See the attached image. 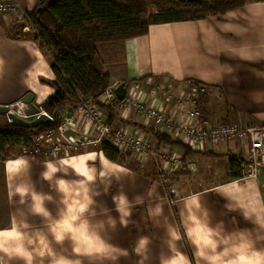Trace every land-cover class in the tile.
Here are the masks:
<instances>
[{
  "label": "crops",
  "instance_id": "obj_1",
  "mask_svg": "<svg viewBox=\"0 0 264 264\" xmlns=\"http://www.w3.org/2000/svg\"><path fill=\"white\" fill-rule=\"evenodd\" d=\"M0 3L13 7L0 10V108L27 97L31 98L27 105L37 108L54 94L40 83L54 79L50 63L24 25L37 0ZM95 49L110 87L124 83L125 96L160 108L174 122L188 121L187 113L196 110L210 126L222 122L264 126V75L254 78L249 69L264 57V0L220 16L151 25L145 36L97 44ZM200 87L204 92L195 99ZM95 102L102 123L112 131L149 140L157 157H142L122 147L121 158L112 162L100 145L54 157L1 159L0 249L15 246L44 253L36 264L41 260L47 264L49 254L72 258L73 249L85 264H202L196 256L197 242L204 236L202 224L217 229L222 225L225 234L243 231L253 240L264 236L258 227L264 223V167L253 179H233L229 169L228 156L247 157V140L193 147L180 142L191 150L186 157L179 146L159 143L153 124L135 111L109 112L100 99ZM71 122L72 137L97 133L78 114ZM165 153L179 165L163 166ZM162 173L173 178V204L160 183ZM37 206L47 218L35 214ZM192 216L199 223L190 222ZM54 234L70 235L71 241L57 244ZM255 246L264 248V240ZM10 264L23 261L13 259Z\"/></svg>",
  "mask_w": 264,
  "mask_h": 264
},
{
  "label": "trees",
  "instance_id": "obj_2",
  "mask_svg": "<svg viewBox=\"0 0 264 264\" xmlns=\"http://www.w3.org/2000/svg\"><path fill=\"white\" fill-rule=\"evenodd\" d=\"M253 0H37L26 13L24 25L33 33L34 42L48 59L52 81L40 79L54 94L41 104L52 122L35 128L7 124L0 126V160L29 146L36 134L55 131L60 125L57 113L81 100L97 101L109 87L96 54V45L145 36L151 25L200 20L237 10ZM155 8L150 12L149 8ZM103 107V106H102ZM104 108V107H103ZM109 110V107H106ZM159 143L177 145L184 155L191 150L178 141L153 133ZM112 162L120 152L108 144L100 147ZM197 154V153H196ZM229 157L233 179L240 178L244 160Z\"/></svg>",
  "mask_w": 264,
  "mask_h": 264
},
{
  "label": "built area",
  "instance_id": "obj_3",
  "mask_svg": "<svg viewBox=\"0 0 264 264\" xmlns=\"http://www.w3.org/2000/svg\"><path fill=\"white\" fill-rule=\"evenodd\" d=\"M0 10L7 12L8 10H13V7L0 3ZM114 89V87H107L98 98L101 103L109 107V110L127 109L135 111L146 122L153 124L154 133L172 137L188 147H193V145L197 144L201 145L203 142H209L212 146H217L220 142L226 140H247L249 142L248 153L240 165V179H253L257 176L259 170L264 167V126L244 127L234 122H222L210 126L205 120L200 118L196 110H191L187 113L188 121L178 120L174 122L166 117L160 108L146 106L136 97L124 96L122 101H118ZM203 92L204 88L200 87L194 98L198 99L199 94ZM11 108H15V110H11ZM28 108L29 106L22 101L8 106L9 111L14 116L24 121L31 122L39 115L44 114L52 122V117L42 110L40 106L35 108L37 109L35 113L22 116L21 113L25 114ZM75 114L89 121L92 127L96 129L97 133L94 137H72L68 134L72 123L71 119ZM57 117L60 120L57 131L34 135L32 143L21 148L22 156L44 155L54 157L57 153L77 152L85 147L100 146L108 143V145L117 150L122 147H130L142 157H157V153L151 147L149 140L136 138L120 129L112 131L102 123L98 104L91 99L81 100L78 106L68 111L67 114L59 111ZM179 162L178 159L169 156L167 153L162 154L163 166L175 167L179 165ZM160 183L164 188L169 203L173 204L176 198V187L172 176L162 173Z\"/></svg>",
  "mask_w": 264,
  "mask_h": 264
},
{
  "label": "clouds",
  "instance_id": "obj_4",
  "mask_svg": "<svg viewBox=\"0 0 264 264\" xmlns=\"http://www.w3.org/2000/svg\"><path fill=\"white\" fill-rule=\"evenodd\" d=\"M249 69L253 77L257 74L264 75V57L259 62L249 65ZM51 168V165H48ZM52 171H56L52 169ZM44 178L48 179L47 173L44 174ZM122 202V201H121ZM195 205V201H193ZM119 210V209H118ZM196 211L197 209H193ZM35 214L42 215L47 218V213L42 207L37 206L34 209ZM160 209L157 208L156 212L159 213ZM124 216L128 213L124 212ZM245 219H248L245 216ZM190 222L199 223L195 216L189 217ZM67 233L72 231L68 228L67 224L64 225ZM204 231V236L199 240L196 256L202 261V264H264V248H256L255 244L259 240H264V236H258L256 240L245 236L243 231L239 234H225L223 226L219 229L209 227L206 224L201 225ZM258 227L264 230V223H260ZM174 239H179L178 236H174ZM71 241L70 235L54 234V241L57 244L63 243L65 240ZM29 244L32 242L29 241ZM44 253L32 250L28 251L20 247L13 246L11 249H0V264H10L13 259H19L23 261V264H36V259L43 256ZM113 260L117 259L112 257ZM39 264H44V261H40ZM47 264H85V261L80 256L75 255L73 249V257L64 259L62 256L57 258L56 256L49 254ZM169 264H183L182 261H171Z\"/></svg>",
  "mask_w": 264,
  "mask_h": 264
},
{
  "label": "water",
  "instance_id": "obj_5",
  "mask_svg": "<svg viewBox=\"0 0 264 264\" xmlns=\"http://www.w3.org/2000/svg\"><path fill=\"white\" fill-rule=\"evenodd\" d=\"M114 93L116 95L117 100L118 101H122V99L124 98V96L126 94V86H125V84L124 83L119 84L114 89ZM30 101H31V98L27 97L22 102L24 104H29ZM0 113L8 115V118H9V120H10V122L12 124L20 125V126H23V127H26V128H35L37 126L45 125V124H48V123L51 122L50 118L47 117L44 114L39 115L36 119H34L31 122L24 121V120H22V119H20V118H18L16 116H14V114L9 111L8 107L0 108Z\"/></svg>",
  "mask_w": 264,
  "mask_h": 264
},
{
  "label": "rangeland",
  "instance_id": "obj_6",
  "mask_svg": "<svg viewBox=\"0 0 264 264\" xmlns=\"http://www.w3.org/2000/svg\"><path fill=\"white\" fill-rule=\"evenodd\" d=\"M149 11L150 12H154L155 11V8L151 7L149 8ZM10 106V105H9ZM8 107V106H6ZM11 110H15V108H11ZM37 109H35V107H30L28 108V110H26L25 114L24 113H21L22 116H28L30 114H33L35 113ZM11 122L9 121V118L8 116H6V114H3V113H0V126H4V125H7V124H10ZM22 151H21V148L19 150H16L15 151V154H12L14 156H22ZM14 156H11V157H14Z\"/></svg>",
  "mask_w": 264,
  "mask_h": 264
}]
</instances>
